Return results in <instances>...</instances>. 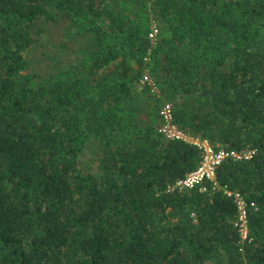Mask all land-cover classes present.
<instances>
[{"label":"trees","instance_id":"obj_1","mask_svg":"<svg viewBox=\"0 0 264 264\" xmlns=\"http://www.w3.org/2000/svg\"><path fill=\"white\" fill-rule=\"evenodd\" d=\"M60 20L74 47L37 73ZM166 101L187 134L254 154L172 190L203 153L158 132ZM0 264H264V0H0Z\"/></svg>","mask_w":264,"mask_h":264},{"label":"built area","instance_id":"obj_2","mask_svg":"<svg viewBox=\"0 0 264 264\" xmlns=\"http://www.w3.org/2000/svg\"><path fill=\"white\" fill-rule=\"evenodd\" d=\"M160 29L158 24L153 21L151 23L149 39L153 47L156 45L159 39ZM144 83L148 82L151 86V90L154 94L160 95V90L154 83V81L148 76L145 75ZM160 116L162 123L158 128V132L170 139H178L189 142L195 145L203 153V157L199 167L189 173L185 178L177 181L172 185L171 189H190L198 185H202V190H205L204 184L207 182H214L216 184V171L218 166L228 158L242 159L250 158L254 151L251 152H236V151H225V150H216L214 146L207 140L199 137H193L183 131L175 123V114H174V105L170 101L163 103ZM229 195L233 193L227 191ZM235 199L238 205L240 212L238 225L240 227L241 234L244 239L248 236V213H247V202L245 198L239 194H235Z\"/></svg>","mask_w":264,"mask_h":264},{"label":"rangeland","instance_id":"obj_3","mask_svg":"<svg viewBox=\"0 0 264 264\" xmlns=\"http://www.w3.org/2000/svg\"><path fill=\"white\" fill-rule=\"evenodd\" d=\"M43 28L45 30L38 33L36 36L37 46L29 55V63L31 68H33L32 70L37 73L47 74L51 72L50 68L52 63L49 62V57L53 59L54 54L52 51L55 50L56 47H59L63 53L69 54L68 48L71 50L74 44L70 42V38L67 36L70 28V24L67 20L47 23L43 25ZM66 44L70 45L68 46ZM48 55L49 57H47ZM87 161L86 167L92 164L90 161H95L94 155H92V157L90 155L86 157L84 162Z\"/></svg>","mask_w":264,"mask_h":264}]
</instances>
